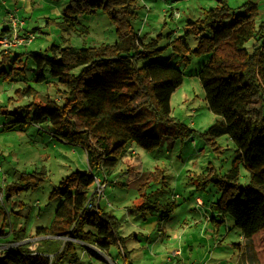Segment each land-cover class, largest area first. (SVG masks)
Returning <instances> with one entry per match:
<instances>
[{"label": "trees", "instance_id": "1", "mask_svg": "<svg viewBox=\"0 0 264 264\" xmlns=\"http://www.w3.org/2000/svg\"><path fill=\"white\" fill-rule=\"evenodd\" d=\"M216 1L212 10L204 9L200 17L188 20L186 34L170 44L186 64L194 56H207L195 75L210 110L219 118L209 130L212 135L227 133L237 147L231 168L215 179L221 196L211 205L209 221L221 226L229 215L239 235L251 239L264 232V22L258 23V6L253 2L243 3L239 7L245 12L236 13L226 0ZM136 4L137 0H69L61 16L49 18L47 25L69 35H82L87 27L80 16L102 9L115 26L116 40L85 48L52 44L45 60L49 69H38L31 78H24L25 85L15 88V94L0 104V114L11 116L3 129H22L24 123L45 121L54 136L84 150L88 166L86 171L75 170L62 178L50 192L51 198L60 201L49 224L35 228L34 236L40 237L35 249H30L35 243H21V231L12 230L13 242L18 244L0 252V264H77L79 246L99 261L93 245L101 250L117 247L119 255L129 252L126 237L118 233L117 218L102 211L99 202L87 206L89 199L95 200L97 172L112 169L129 145L151 151L163 136L191 133L171 116V95L183 83V71L155 59L163 48L158 47L157 39L143 41L135 30ZM228 14L232 20L226 23ZM9 29V25L1 27L0 36ZM31 31L40 32L37 28ZM191 32L197 38L195 47L187 40ZM21 49L0 50V66L14 61L11 69H0V80H22L25 65L21 57L27 53ZM39 85H53L59 96L48 95ZM11 101L15 102L12 112L6 107ZM239 161L249 172L245 185L239 182ZM42 174L45 172L23 173L7 189L17 188V184L34 186L31 178ZM156 174L153 180L158 179ZM199 179L200 184L208 183L212 174ZM150 185L146 181L138 188V209L168 207L169 212L174 204L153 198Z\"/></svg>", "mask_w": 264, "mask_h": 264}, {"label": "rangeland", "instance_id": "2", "mask_svg": "<svg viewBox=\"0 0 264 264\" xmlns=\"http://www.w3.org/2000/svg\"><path fill=\"white\" fill-rule=\"evenodd\" d=\"M2 1L0 0V28L6 25V10L17 7V17L26 22L24 29L37 28L40 32L20 51L27 53L21 57L25 65L24 74L20 72L22 78L19 79L22 80H0V104H4V100L15 94V88L25 85L24 78H31L38 69H49L45 60L52 52L49 48L52 44L85 48L116 40L115 26L102 9L81 15L79 19L87 27V31L82 32V35H69L52 24L47 25L49 18L61 16L69 0H19L18 4L17 0H11L8 6L2 5ZM228 1L236 13L245 12L239 6L248 0ZM27 2L31 9L26 7ZM146 2L152 9L145 10L142 0H137L136 16L132 24L143 41L151 38L158 40V47L163 49L155 59L182 69L185 76L183 83L171 95V116L191 133L188 136H163L160 145L151 151L136 144L129 145L112 169L97 172V177L105 182L99 205L102 211L111 212L117 218L118 233L126 237L125 248L129 251L126 255L122 253L121 260L117 257L116 261L121 264L122 261L132 264H167V259L173 257V251L182 247L186 260L191 257L201 259L203 251L207 249L209 252L206 254L214 258L210 264H238L241 255L245 262L251 258L255 263L263 264L264 232L250 241L252 250L244 249L243 238L240 237L232 217L228 215L225 224L218 230L216 223L209 221V218L203 219L206 212L211 213L212 203L217 202L221 196L215 179L222 177L231 168L238 152L236 144L227 133L212 135L209 130L219 118L210 110L199 77L195 75L207 56H194L186 64L170 44L173 38L186 34L188 20L199 17L200 10H204L201 5L208 8L216 0ZM231 20L232 14H228L226 23ZM258 20V23L264 22V15ZM187 40L191 47L196 46L197 38L194 33H188ZM13 63L11 60L1 65L0 69L9 70ZM50 87L39 85L38 88L46 89L45 92L53 97L59 96L55 95L56 88L53 85ZM14 103L11 101L6 104L10 112L14 110ZM10 120V115L0 114V123H8ZM21 128L15 126L0 129V228L5 231V235L0 236V252L1 247H5L4 250L6 245L12 243L14 234L11 230L18 227L22 228L23 236L26 237L24 242L35 243L30 246L34 250L37 246V239H33L35 228L48 222V215L60 201L59 197H50L52 189L71 172L88 170L84 150L54 136L49 123L31 121L24 123ZM209 132L210 135L206 134ZM238 165L239 182L245 185L249 181V172L242 161ZM34 171L45 172V175L31 178L36 185L20 187L17 184V188L7 189L21 174ZM154 172L157 173V180L152 179ZM209 173L212 174V179L200 184V175ZM146 181L151 183L148 191L153 198L158 197L174 204L169 212L168 207L167 210L138 209L141 203L138 188ZM96 187L95 181L93 191ZM198 198L202 199L204 205ZM194 233L197 237H194ZM217 243L222 246L216 248ZM91 247L99 250L97 245ZM83 251L84 247L79 246V264L86 258ZM112 251L117 254L119 249L112 247ZM100 254L107 257L106 254ZM112 254L113 258L117 256ZM217 258L221 260L218 261Z\"/></svg>", "mask_w": 264, "mask_h": 264}, {"label": "crops", "instance_id": "3", "mask_svg": "<svg viewBox=\"0 0 264 264\" xmlns=\"http://www.w3.org/2000/svg\"><path fill=\"white\" fill-rule=\"evenodd\" d=\"M28 1V0H27ZM154 1V0H153ZM227 1V3H228V5H229V1L228 0H226ZM253 2V3H255L257 6H258V12H259V17H262L263 15H264V0H248V1H245V2ZM9 2H11V0H3L2 1V5H7L8 6V3ZM30 2V1H29ZM29 2H27L28 3V5L26 6L27 8H29V9H31V5L29 6ZM244 2V3H245ZM17 4L19 3V0H17V2H16ZM24 4V6H25V2L23 3ZM243 4V3H242ZM242 4H240V6L242 5ZM142 5L144 6V8H145V10H150V9H152V7L150 8V6L151 5H148V3L146 2V0H142ZM202 7H203V9H207V10H212L214 7H216L217 6V1L216 2H213L212 4H211V6L210 7H208L207 8V6H203V5H201ZM230 7H232L231 5H229ZM210 8V9H209ZM233 8V7H232ZM11 9H15L16 10V12H18L19 10H18V8L16 7V8H9V9H7L6 10V13L9 11V10H11ZM165 12H167V14H170V12H169V10H164ZM202 10H200V14L202 15ZM150 14V13H149ZM200 15V16H201ZM149 16V15H148ZM199 16V17H200ZM190 17V16H189ZM193 16H191L190 18H192ZM198 18V17H197ZM192 19H196V18H192ZM192 19H190V20H192ZM0 21H1V19H0ZM6 25H8V17H7V21H6ZM23 28H24V26H26V22L24 23L23 22ZM185 77V76H184ZM2 123H0V129H3V127H2ZM132 153H134V152H132ZM198 201L201 203V204H203L204 205V203L202 202V199L201 198H198ZM211 211V210H210ZM111 213V212H110ZM52 214H53V210H52V212L50 213V215H48V222L45 224V225H42V226H46V225H48L49 224V222H50V220H51V218H52ZM211 213H209V212H206L204 215H203V219L205 220V219H207L208 220V218H209V215H210ZM113 215V214H112ZM207 224V223H206ZM216 225H218V228H217V230L219 229V227H220V225L219 224H217L216 223ZM12 230H14L15 232H17V231H21L18 235H20V236H22V239H23V241H21V243H23L25 240H26V237L25 236H23V230H22V228L21 227H18V228H16V229H12ZM11 230V231H12ZM214 233L216 232V231H213ZM214 236V235H213ZM194 237H197V235L194 233ZM215 237V236H214ZM240 237L241 238H243V243H244V249L246 248V249H253L252 247H251V245H250V241L253 239V238H251V239H246V238H244V237H242L241 235H240ZM216 238V237H215ZM33 239H40V237H35V236H33ZM11 244H18V242H13L12 241V243H10L9 245H6V248L9 246V247H11ZM204 244V243H203ZM13 245V246H14ZM219 246H222L221 244H219V243H217L216 245H215V247L217 248V247H219ZM3 248H5V247H1V251L3 250ZM94 251H96V253L100 256V259H101V261H99V259L98 258H95L94 256H87V252L86 251H84L83 253H84V257H85V255H86V258H85V261L82 263V264H109L108 262H110L111 264H121L119 261L117 262L116 260H117V257H118V259L120 258V260H121V256L122 255H119L118 253L116 254L115 252H113L112 251V248H110L109 250H107V249H105V248H103V250H101L100 248H99V250H97L96 249V247H94V248H92ZM191 249V248H190ZM209 249V248H208ZM119 252V251H118ZM207 252H209V250L207 251V249H206V251H203V256L201 257V259H192V257H191V259H189V260H186V257L183 255V249H182V247H180L179 249H175L174 251H173V257H170L169 259H167V264H184V263H186V262H189V261H193V260H203V261H205L206 262V264H210V261H212L214 258L211 256V255H208V254H206ZM100 253H103V254H106L107 255V257H105V256H103V255H101ZM112 253H114L115 255H117V256H115V258H113V256L111 257L110 255H113ZM111 260H109V259ZM216 260H218V261H220L221 259H219V258H217ZM88 261V262H87ZM124 262V261H123ZM122 262V263H123ZM77 264H79V263H77ZM238 264H258V263H255L254 262V260H251V258H248L247 260H246V262L243 260V255H241L240 257H239V260H238ZM263 264H264V262H263Z\"/></svg>", "mask_w": 264, "mask_h": 264}, {"label": "built area", "instance_id": "4", "mask_svg": "<svg viewBox=\"0 0 264 264\" xmlns=\"http://www.w3.org/2000/svg\"><path fill=\"white\" fill-rule=\"evenodd\" d=\"M7 15L8 25L10 27L9 33L5 34L4 36H0V50H3L4 52H7L10 49L24 48L25 46H27L28 42H30L34 37L38 35V32L25 30L23 28V21L17 17L15 9L9 10ZM1 171L2 168L0 167V174ZM96 183V190L93 191L95 193V200H88L87 206L89 208L97 204V202L101 199L105 188V182H103L100 178H96ZM184 264H206V262L203 260H193Z\"/></svg>", "mask_w": 264, "mask_h": 264}]
</instances>
